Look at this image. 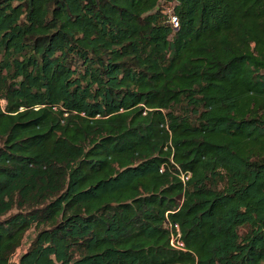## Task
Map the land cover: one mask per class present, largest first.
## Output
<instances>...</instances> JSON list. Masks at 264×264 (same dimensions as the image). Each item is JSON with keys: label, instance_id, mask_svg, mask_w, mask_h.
I'll use <instances>...</instances> for the list:
<instances>
[{"label": "trees", "instance_id": "16d2710c", "mask_svg": "<svg viewBox=\"0 0 264 264\" xmlns=\"http://www.w3.org/2000/svg\"><path fill=\"white\" fill-rule=\"evenodd\" d=\"M0 264H264V0H0Z\"/></svg>", "mask_w": 264, "mask_h": 264}, {"label": "built area", "instance_id": "2783aa9c", "mask_svg": "<svg viewBox=\"0 0 264 264\" xmlns=\"http://www.w3.org/2000/svg\"><path fill=\"white\" fill-rule=\"evenodd\" d=\"M169 15H170V22L173 28L177 30L179 28L178 17L171 12H169ZM186 179H188V177L183 176V180H186ZM175 229H176V233L172 236L171 246L178 250H184L185 244L183 243L181 239V232H180L179 226L178 225L175 226Z\"/></svg>", "mask_w": 264, "mask_h": 264}, {"label": "rangeland", "instance_id": "374dc122", "mask_svg": "<svg viewBox=\"0 0 264 264\" xmlns=\"http://www.w3.org/2000/svg\"><path fill=\"white\" fill-rule=\"evenodd\" d=\"M34 237H35V232H34V230H31L28 233V235L26 236L23 248L18 252L17 255L14 256V258H13L14 263L18 262L19 257L21 256V254H23L25 252V250L28 248L30 242L33 240Z\"/></svg>", "mask_w": 264, "mask_h": 264}]
</instances>
